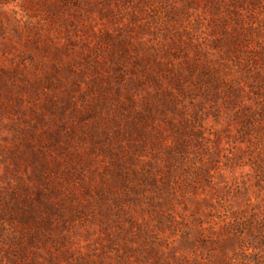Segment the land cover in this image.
I'll return each mask as SVG.
<instances>
[{
  "label": "rangeland",
  "instance_id": "rangeland-1",
  "mask_svg": "<svg viewBox=\"0 0 264 264\" xmlns=\"http://www.w3.org/2000/svg\"><path fill=\"white\" fill-rule=\"evenodd\" d=\"M0 264H264V0H0Z\"/></svg>",
  "mask_w": 264,
  "mask_h": 264
}]
</instances>
